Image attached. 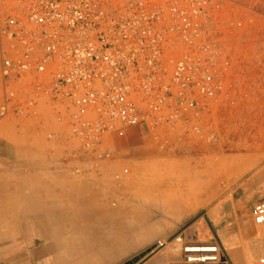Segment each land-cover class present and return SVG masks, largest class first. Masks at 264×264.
<instances>
[{
  "label": "rangeland",
  "instance_id": "rangeland-1",
  "mask_svg": "<svg viewBox=\"0 0 264 264\" xmlns=\"http://www.w3.org/2000/svg\"><path fill=\"white\" fill-rule=\"evenodd\" d=\"M223 15L226 92L190 121L118 132L93 157L50 108L0 121V238L14 233L12 219L45 209L50 224L98 249L88 254L98 262L127 246L115 263L125 264L159 240L215 224L213 240L223 232L239 240L231 264H246L254 191L264 201V0H230Z\"/></svg>",
  "mask_w": 264,
  "mask_h": 264
},
{
  "label": "built area",
  "instance_id": "built-area-1",
  "mask_svg": "<svg viewBox=\"0 0 264 264\" xmlns=\"http://www.w3.org/2000/svg\"><path fill=\"white\" fill-rule=\"evenodd\" d=\"M227 2L0 0V121L50 108L93 157L118 132L198 117L226 92L230 62L218 40ZM252 217L264 225V201ZM168 247L167 264H231L218 241L184 233L149 256Z\"/></svg>",
  "mask_w": 264,
  "mask_h": 264
},
{
  "label": "crops",
  "instance_id": "crops-1",
  "mask_svg": "<svg viewBox=\"0 0 264 264\" xmlns=\"http://www.w3.org/2000/svg\"><path fill=\"white\" fill-rule=\"evenodd\" d=\"M260 200L261 196L254 191V206ZM55 219L45 209L42 212L39 209L37 211L33 209L22 218L12 219V221L15 220L14 233L4 239L0 238V264H115L122 261L127 255L125 254L127 246L122 244L112 247L107 251L106 260L98 262L88 254L99 252V250L93 246L88 248L75 230L57 228L49 223ZM210 226L212 228L207 227L204 223H199L195 230L190 231L191 235L197 236L196 238L202 241L218 240L219 231H215V224ZM249 235L252 243L247 253L246 264H264L262 263L264 259L259 262V257L264 255V227H258L254 222V229ZM222 236L220 244L226 251L238 253L239 250L236 249V246L239 240L226 232H223ZM154 256L139 264H167V260L173 258L171 252L165 251Z\"/></svg>",
  "mask_w": 264,
  "mask_h": 264
},
{
  "label": "water",
  "instance_id": "water-1",
  "mask_svg": "<svg viewBox=\"0 0 264 264\" xmlns=\"http://www.w3.org/2000/svg\"><path fill=\"white\" fill-rule=\"evenodd\" d=\"M151 253V250L147 251L146 253H143L142 255H140L139 257L131 260V261H128L126 262L125 264H136V263H139L142 259H144L148 254Z\"/></svg>",
  "mask_w": 264,
  "mask_h": 264
},
{
  "label": "bare ground",
  "instance_id": "bare-ground-1",
  "mask_svg": "<svg viewBox=\"0 0 264 264\" xmlns=\"http://www.w3.org/2000/svg\"><path fill=\"white\" fill-rule=\"evenodd\" d=\"M210 177V176H209ZM262 263H264V260H262Z\"/></svg>",
  "mask_w": 264,
  "mask_h": 264
}]
</instances>
